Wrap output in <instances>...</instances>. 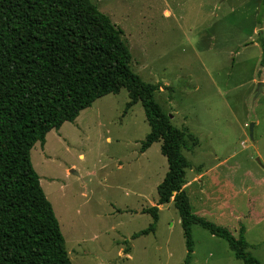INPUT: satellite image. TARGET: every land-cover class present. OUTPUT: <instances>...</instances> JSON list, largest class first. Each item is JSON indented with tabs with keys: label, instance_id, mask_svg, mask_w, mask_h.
Wrapping results in <instances>:
<instances>
[{
	"label": "rangeland",
	"instance_id": "1",
	"mask_svg": "<svg viewBox=\"0 0 264 264\" xmlns=\"http://www.w3.org/2000/svg\"><path fill=\"white\" fill-rule=\"evenodd\" d=\"M89 1L122 29L130 69L156 87L155 102L183 132L190 210L242 234L264 264V0ZM129 100L124 88L102 95L30 148L71 264L184 258L172 200L156 201L160 140L140 150L149 126ZM191 238L190 264H242L203 227L192 224Z\"/></svg>",
	"mask_w": 264,
	"mask_h": 264
},
{
	"label": "trees",
	"instance_id": "2",
	"mask_svg": "<svg viewBox=\"0 0 264 264\" xmlns=\"http://www.w3.org/2000/svg\"><path fill=\"white\" fill-rule=\"evenodd\" d=\"M260 47L262 64V40ZM129 59L122 29L89 0H0V264H71L29 151L35 142L43 144L50 129L120 88L130 98L126 105L141 104L149 126L140 150L160 140L166 171L156 185V201L171 198L178 214L181 264H190L192 224L225 240L242 264H259L242 234L234 237L190 210L181 188L183 132L155 102L156 87L130 69Z\"/></svg>",
	"mask_w": 264,
	"mask_h": 264
},
{
	"label": "water",
	"instance_id": "3",
	"mask_svg": "<svg viewBox=\"0 0 264 264\" xmlns=\"http://www.w3.org/2000/svg\"><path fill=\"white\" fill-rule=\"evenodd\" d=\"M258 89V88H257ZM252 126H253V123H248L247 125V128H248V135H249V138H251V131H252Z\"/></svg>",
	"mask_w": 264,
	"mask_h": 264
},
{
	"label": "crops",
	"instance_id": "4",
	"mask_svg": "<svg viewBox=\"0 0 264 264\" xmlns=\"http://www.w3.org/2000/svg\"><path fill=\"white\" fill-rule=\"evenodd\" d=\"M65 122H66V121H65ZM60 126H61V125H60ZM60 126H59V127H60ZM59 127H58L57 129H59Z\"/></svg>",
	"mask_w": 264,
	"mask_h": 264
}]
</instances>
